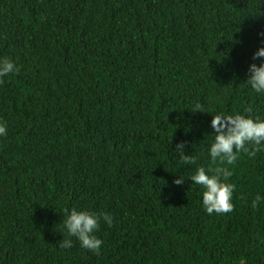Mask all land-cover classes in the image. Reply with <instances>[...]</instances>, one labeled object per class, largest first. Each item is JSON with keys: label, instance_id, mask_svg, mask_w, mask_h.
Masks as SVG:
<instances>
[{"label": "trees", "instance_id": "obj_1", "mask_svg": "<svg viewBox=\"0 0 264 264\" xmlns=\"http://www.w3.org/2000/svg\"><path fill=\"white\" fill-rule=\"evenodd\" d=\"M262 34L264 0H0L20 66L0 83V264H264V151L208 155L212 115L264 118ZM198 166L231 171L232 212H205ZM73 208L113 217L98 255L67 236Z\"/></svg>", "mask_w": 264, "mask_h": 264}, {"label": "clouds", "instance_id": "obj_2", "mask_svg": "<svg viewBox=\"0 0 264 264\" xmlns=\"http://www.w3.org/2000/svg\"><path fill=\"white\" fill-rule=\"evenodd\" d=\"M264 35V34H262ZM260 63H250L246 84L257 94H264V47H259L253 53V60ZM20 66L9 56H0V83L5 77L19 73ZM193 110H201L200 105ZM208 113V112H207ZM211 128L214 137L208 148V155L212 163L217 160L231 165L236 162L241 153L255 158L258 152L264 151V118L252 114L251 109H245L244 113L228 114L224 112L212 115ZM8 134L7 123L0 119V137ZM186 143L181 141L176 144L174 151L177 153V167L196 163V157L185 154ZM231 171L227 168H205L198 166L194 174L188 178L193 184L201 186L202 206L208 215L226 214L233 211V193L235 185L227 182ZM185 177L177 175L173 183L182 185ZM264 200V196L257 194L254 205ZM111 226L113 217L106 213H97L87 209L73 208L67 212L63 219V228L68 237H75L81 247L96 253H100L103 240L97 235L101 222ZM63 233V232H62ZM60 248H71L73 242L67 239L63 233Z\"/></svg>", "mask_w": 264, "mask_h": 264}]
</instances>
